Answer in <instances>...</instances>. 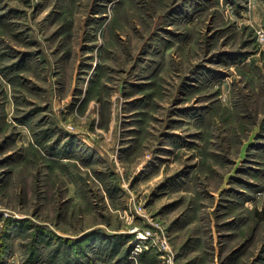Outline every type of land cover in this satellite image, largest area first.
<instances>
[{"label": "rangeland", "instance_id": "obj_1", "mask_svg": "<svg viewBox=\"0 0 264 264\" xmlns=\"http://www.w3.org/2000/svg\"><path fill=\"white\" fill-rule=\"evenodd\" d=\"M0 264H264V0H0Z\"/></svg>", "mask_w": 264, "mask_h": 264}, {"label": "built area", "instance_id": "obj_2", "mask_svg": "<svg viewBox=\"0 0 264 264\" xmlns=\"http://www.w3.org/2000/svg\"><path fill=\"white\" fill-rule=\"evenodd\" d=\"M148 233H139L136 237H135V247H133L132 249V253L133 254H137L139 251H141L142 247L146 248L147 246L144 244L143 240L148 238ZM163 243V244H162ZM165 240L161 239V244L164 245ZM165 247V246H164ZM161 249H163V247L160 246Z\"/></svg>", "mask_w": 264, "mask_h": 264}]
</instances>
